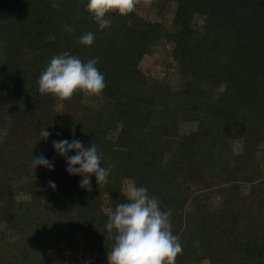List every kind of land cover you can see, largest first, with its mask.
Returning <instances> with one entry per match:
<instances>
[{
    "label": "trees",
    "instance_id": "trees-1",
    "mask_svg": "<svg viewBox=\"0 0 264 264\" xmlns=\"http://www.w3.org/2000/svg\"><path fill=\"white\" fill-rule=\"evenodd\" d=\"M156 1L174 5L171 30L162 21L132 28L136 8L107 14L111 25L101 30L87 0H0V264H52L55 249L80 239L106 260L116 235L106 224L129 184L171 211L182 245L175 264H264V0ZM89 31L94 43L82 45ZM161 40L171 44L166 68L177 86L166 68L160 84L143 66ZM65 51L98 58L101 93L61 100L39 92L42 71ZM58 139L95 144L101 163L113 165L107 183L92 174L90 190L81 187L53 149ZM41 154L54 169L32 167ZM216 192L226 197L212 208Z\"/></svg>",
    "mask_w": 264,
    "mask_h": 264
},
{
    "label": "clouds",
    "instance_id": "clouds-1",
    "mask_svg": "<svg viewBox=\"0 0 264 264\" xmlns=\"http://www.w3.org/2000/svg\"><path fill=\"white\" fill-rule=\"evenodd\" d=\"M59 4L53 0L52 7ZM136 0H87L86 9L97 23L99 29L110 27L107 14L126 15L133 11ZM69 32L74 31L65 25ZM49 39H55L49 36ZM95 33L89 31L80 36L82 45L91 46ZM98 58L83 62L78 56L67 51L54 55L42 71L38 80L41 94H51L61 100L71 98L76 91L99 94L106 87L105 77L96 67ZM47 140L50 133L46 128L39 133ZM56 154L66 159V171L70 175H79L81 187L90 190L92 174L97 183H107L113 165L105 167L97 146H89L79 139H58L52 141ZM69 153H74L69 155ZM32 167L44 166L54 169V163L43 154L34 156ZM49 186L56 188L54 181ZM127 202L117 205L109 217L106 229H115V243L107 253L108 264H175L177 254L182 252V245L177 235L172 232L171 211L163 210L155 195H149L143 186L130 184L125 190Z\"/></svg>",
    "mask_w": 264,
    "mask_h": 264
},
{
    "label": "rangeland",
    "instance_id": "rangeland-1",
    "mask_svg": "<svg viewBox=\"0 0 264 264\" xmlns=\"http://www.w3.org/2000/svg\"><path fill=\"white\" fill-rule=\"evenodd\" d=\"M136 12H137V17L134 19V22L132 23L131 27L132 28H143L146 26H149L151 22H160L162 21L163 28L171 30L172 29V21H173V16H174V5L173 4H166L163 6L156 0H149V1H139L136 6ZM196 24L200 25L202 23V18L200 16H197L195 18ZM171 44L166 42L165 40L159 41V43L154 47L153 52L146 56L144 59L143 66L145 69H149V72L151 75H153L156 79L157 82L160 83V80L162 79L163 71L166 70V65L168 62H171ZM166 68V69H165ZM168 70V71H167ZM168 77L169 80L173 83V85L177 86L178 84V74L176 70L173 67H169L167 69ZM161 84V83H160ZM95 103H92V105ZM15 119V118H14ZM9 120H13L12 117H9ZM12 129L18 134L20 137H29L28 130H23L21 124L20 125H14L12 122ZM4 130H0V135H2ZM241 148V142L235 141L234 144V153H238V151ZM260 159L264 161V153H260L259 155ZM37 175V174H36ZM82 179V177H81ZM80 179V180H81ZM37 182L39 184L45 183L44 180H42L39 176H37ZM92 182V179H91ZM213 184V183H212ZM211 184V187H212ZM130 185V184H129ZM127 185V186H129ZM126 186V188H127ZM213 190L215 191L214 187ZM15 192L17 197L21 198L25 196V193H22L18 188H15ZM204 193H209V192H204ZM243 192L237 191V194H235L236 198L238 201L242 202L243 200ZM224 197H226V193L222 194L220 192L212 193V205L211 207L213 208V203L217 204L220 200H223ZM29 207H31L30 204H28ZM32 208V207H31ZM190 209V208H189ZM31 213V211H29ZM5 223L2 222L0 224V228H4ZM9 238L15 239L16 238V231L13 230V228L8 230ZM56 256L57 258L53 260L52 264H59L62 261L60 260L62 257L64 258L66 255H70L72 257V260L77 262V261H82V262H87L89 264H108V260H104L102 262H98L97 259V254L91 253L87 246L85 245L83 239H80L77 244L74 247H60L55 249ZM53 253V251H52ZM201 264H208L207 261L202 262Z\"/></svg>",
    "mask_w": 264,
    "mask_h": 264
},
{
    "label": "built area",
    "instance_id": "built-area-1",
    "mask_svg": "<svg viewBox=\"0 0 264 264\" xmlns=\"http://www.w3.org/2000/svg\"><path fill=\"white\" fill-rule=\"evenodd\" d=\"M59 264H89V263L82 262V261L75 262V261L72 260V257L70 255H66L64 257V260L61 263H59Z\"/></svg>",
    "mask_w": 264,
    "mask_h": 264
}]
</instances>
